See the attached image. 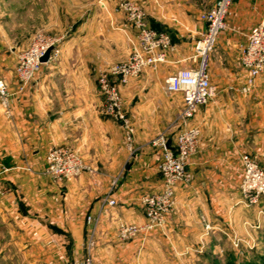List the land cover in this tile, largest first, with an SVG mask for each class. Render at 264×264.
Returning a JSON list of instances; mask_svg holds the SVG:
<instances>
[{
  "label": "crops",
  "instance_id": "1",
  "mask_svg": "<svg viewBox=\"0 0 264 264\" xmlns=\"http://www.w3.org/2000/svg\"><path fill=\"white\" fill-rule=\"evenodd\" d=\"M118 1L34 0L38 12L50 6L47 25L60 39L59 55L13 96L10 117L0 107V186L5 192L0 196V242L33 248L36 259L47 264L82 259L91 233L96 264H233V237L242 240L241 253L261 251L264 198L247 207L240 182L242 155L255 158L264 170V77L256 79L253 93L241 94L246 72L239 60L251 28L264 23V0L234 1L227 29L210 55L215 97L198 108L193 120L200 138L186 166L189 182L176 187L165 228L129 242L118 241L117 225L144 223L139 199L161 188L157 164L162 150L150 142L165 134L172 147L182 110L181 95L166 94L164 84L190 65L204 29L197 17L205 11L198 9L200 0H130L143 8L150 26L170 35L176 49L156 71L147 70L120 88L134 128L130 152L120 123L102 114L97 83L101 72L128 57L135 35L124 14L115 11ZM38 17L37 26H43V15ZM13 51L7 54L0 44V75L15 91ZM54 146L75 151L90 172L71 182L50 178L45 157ZM107 197L115 206L105 205ZM88 216L94 221L87 222Z\"/></svg>",
  "mask_w": 264,
  "mask_h": 264
},
{
  "label": "built area",
  "instance_id": "2",
  "mask_svg": "<svg viewBox=\"0 0 264 264\" xmlns=\"http://www.w3.org/2000/svg\"><path fill=\"white\" fill-rule=\"evenodd\" d=\"M235 0H215L213 6L199 14L204 29L196 39L194 54L188 60L190 65L170 75L164 84V92L168 95L179 94L182 97V110L177 118V132L174 144L169 147L167 137L161 134L150 142L151 147L161 149V158L157 164L162 184L159 191L144 194L139 202L143 208L145 222L142 224L120 221L117 225L119 242H129L141 235L155 230L162 231L167 217L175 205L176 187L189 182L186 166L198 150L200 129L193 123L199 107L207 104L215 97L216 90L209 75V56L213 51L221 33L227 29V20L231 15V7ZM115 11L122 12L126 21L134 30L130 38L128 57L112 64L98 75V87L103 98L102 114L120 123L124 140L130 152L133 150L134 128L127 117L121 87L128 84L147 70L156 71L159 65L168 62L175 46L170 35L153 29L146 19L143 8L130 0H119ZM47 63L54 61L59 55L58 40L36 34L28 47L17 58L14 68L16 90L12 91L8 82L0 75V107L6 117L11 116L13 96L22 93L37 77L44 63L41 58L48 49ZM240 66L246 72L239 92L244 95L253 93L256 79L264 77V23L251 28L246 43L240 50ZM45 173L55 181L71 182L85 172H90L81 157L65 146L50 148L45 157ZM242 178L240 191L247 207L256 206L264 198V170L255 158L245 154L241 156ZM112 188L116 180L112 181ZM0 186V196L4 195ZM105 205L113 207L114 199L106 198ZM94 219L87 217V222ZM209 226L205 225V229ZM242 240L233 237L232 248L238 251ZM94 247L92 233L87 242V253L71 264H96L92 257Z\"/></svg>",
  "mask_w": 264,
  "mask_h": 264
},
{
  "label": "rangeland",
  "instance_id": "3",
  "mask_svg": "<svg viewBox=\"0 0 264 264\" xmlns=\"http://www.w3.org/2000/svg\"><path fill=\"white\" fill-rule=\"evenodd\" d=\"M214 2L215 0H200V2L198 3V9L200 11H208V9L213 6ZM49 8L50 6L45 4L43 6V10L41 12H38L36 10L34 0H9V3L7 0L6 5L0 4V42L4 45V48L7 50V54L10 55L11 48L14 49L13 53H16L14 54L16 56V63L18 55L28 47L32 38L38 33L57 39L59 45L60 39L55 36V34H53V28L47 25V19L51 16V11L49 10ZM37 14L38 16L43 15V26H37V23H40ZM195 16L193 21H196L198 18H196ZM225 31H223L222 33H224ZM198 36L199 35H197V38ZM219 39L220 36L218 40ZM217 47L218 44L216 43L213 51L216 50ZM118 62L120 61H116L113 64ZM100 98L103 103V98L101 95ZM257 163L260 166L258 161ZM8 242L9 240L0 242V264H47L43 261H39L36 259L38 257L37 250L35 251L32 248L31 250L26 251L25 248L21 247V245L17 244L11 246L10 244H8ZM30 246L33 247L34 245ZM29 248L30 247L28 246V249ZM252 252L253 254H251ZM261 258H264V249H262L261 251H247L245 253H239L236 251L235 256L233 257L235 264H243L248 260L249 262H258Z\"/></svg>",
  "mask_w": 264,
  "mask_h": 264
},
{
  "label": "trees",
  "instance_id": "4",
  "mask_svg": "<svg viewBox=\"0 0 264 264\" xmlns=\"http://www.w3.org/2000/svg\"><path fill=\"white\" fill-rule=\"evenodd\" d=\"M151 27H152L153 29H155V30L161 31V30H159L158 27H156L155 25H153V26H151ZM172 42H173V40H172ZM233 264H235V263H233ZM243 264H264V258L259 259L258 262H244Z\"/></svg>",
  "mask_w": 264,
  "mask_h": 264
},
{
  "label": "water",
  "instance_id": "5",
  "mask_svg": "<svg viewBox=\"0 0 264 264\" xmlns=\"http://www.w3.org/2000/svg\"><path fill=\"white\" fill-rule=\"evenodd\" d=\"M52 50V48L48 49L47 52L45 53V55L41 58V62L42 63H47L48 61V57H49V54H50V51Z\"/></svg>",
  "mask_w": 264,
  "mask_h": 264
}]
</instances>
